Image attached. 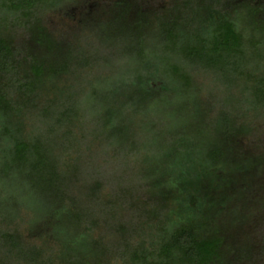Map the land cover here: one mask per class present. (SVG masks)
<instances>
[{"label":"rangeland","instance_id":"1","mask_svg":"<svg viewBox=\"0 0 264 264\" xmlns=\"http://www.w3.org/2000/svg\"><path fill=\"white\" fill-rule=\"evenodd\" d=\"M81 1L82 4L84 1L88 8L90 3L97 0H76L68 3L64 9H69V15L59 10L42 16L51 30L58 32L55 38L58 46L54 51V59L61 63L68 59L74 71L56 79L45 78L39 83L34 95L37 105L35 107H26L22 97H19L15 90L18 107L9 117L8 124L13 137H24L32 141L39 139L47 152L55 160H60L64 185L83 211H89L96 220L93 227L101 237L100 244L96 250L85 246L84 242L76 237L82 232L81 225L67 213L63 214L60 233L55 238L47 237L40 232L39 226L48 212L47 209L52 206L54 198L50 191L44 190L29 178L28 165L19 167L15 163L9 147L6 148V153L0 156V227L12 225L19 236L18 241L23 231L32 235L29 241L39 243L44 257L54 264H108L116 253L134 252L135 246L127 250L128 244H132V241L143 247V243L147 244L143 240L147 239L148 234L158 232L157 247L150 255H144L134 263L185 264L181 262L179 249H174L170 257L165 254V244L171 233L179 227V223L191 220V223L196 225L198 221V214L194 218L177 208V192L181 187V175L184 171L176 167L175 173L160 184L154 185L151 184L152 168L149 166L158 164L159 167L165 168L172 165L171 156L167 153L180 133H185L187 141L196 146L195 157L204 165L208 164V150L224 139L225 129L228 127L238 128L241 133L256 138L259 143L260 139L264 142L262 23L253 21L248 16L246 8L236 12L232 18L245 40L243 52L224 55L217 63L187 62V70L193 77L189 89L176 94L173 98L165 96L148 103L146 108L150 110L149 117H144L136 113V110L125 108L124 104L128 99L114 96L108 88V79L97 78L88 81L86 86L81 84L83 80L81 67L83 68V64L89 61V68L92 70H96L101 63L119 68L116 62L124 58L127 63L120 68V73L134 78L140 73L141 53L169 56L174 60L179 56L180 48L185 45H202L208 48L213 31L207 29L203 21L205 8L209 3L198 0H190L188 3V0L175 1L180 14L176 26L179 38L176 42H171L163 31L169 19L167 10L157 11L150 8L144 15H133L130 21L125 23L115 15L101 16L96 24H85L77 22L82 15L79 8ZM139 1L144 7L149 5L148 1L153 4L163 2ZM100 5L103 11L109 10L101 1ZM139 35L145 41L142 52L138 50L141 43ZM253 36L261 40L257 45L259 50L249 42ZM196 72L207 80V93L216 105L213 114L200 111L202 101L199 91L197 92L199 84L196 76H193L197 75ZM81 93L85 96L87 110L93 116L102 118L103 110L109 105H114L117 116L128 121L129 126L126 130L116 133V136L109 140L115 149L125 150L135 143L139 145V142L131 143V140H136L138 136L148 137L141 151L142 163L135 166L134 175L129 178L130 180L127 178L115 185L111 193L109 190L101 189L94 194L88 178L82 171L77 170L83 169L87 160L79 159L75 155H65L67 150L77 151L80 147L79 142L66 134L67 130L73 124L77 126L74 130L80 129L82 125L76 120L64 121L58 126L57 110L62 103L75 104ZM78 111L81 115L84 113L79 107ZM208 117H213L209 129L201 124V121ZM38 130L42 131L39 137ZM260 145L261 157L264 158V145ZM97 148L98 143L92 140L90 149ZM60 152H64L62 157ZM252 157L249 156L246 160L243 157L239 159L250 165L254 162ZM100 159L103 169L110 168L118 175L130 172V169L124 168L123 163L119 161L112 163L107 154L101 155ZM32 160L33 155L29 161ZM229 165L234 167L236 163L231 162ZM202 168L196 167L193 171H201ZM257 173L253 178L256 176L260 179L251 194L252 197L241 199L242 206L235 205L230 214L232 220L229 224L214 229L223 235L229 230V239L236 242V254L228 264H264V186L261 185L264 170ZM141 193L145 194L146 198L142 197ZM253 200L256 206L247 211L246 206ZM47 230L51 231L52 227H47ZM66 235H72L73 238L66 239ZM0 241V254L5 264H41L40 261L26 260L19 249L11 251L8 246L2 245V240ZM141 245L136 247L137 250H142Z\"/></svg>","mask_w":264,"mask_h":264},{"label":"trees","instance_id":"2","mask_svg":"<svg viewBox=\"0 0 264 264\" xmlns=\"http://www.w3.org/2000/svg\"><path fill=\"white\" fill-rule=\"evenodd\" d=\"M74 1L76 0H0V156L6 153L5 150L9 147L15 163L19 167L28 165L29 178L36 185L51 192L54 202L47 209L48 212L39 226L43 235L55 238L60 233L63 216L67 213L82 227V232L76 237L84 242L85 246L96 250L101 240L93 227L96 220L89 211H83L74 197L68 193L62 177L60 160H55L39 139L32 141L24 137H13L8 124L9 117L18 107L15 90L19 97H22L26 107H35L37 105L34 95L39 83L45 78L56 79L74 71L68 59L62 63L54 59V51L58 46L55 38L58 32L52 31L42 17L49 12L59 10L69 15V9L64 8ZM100 1L101 4L107 5L109 10L103 11ZM100 1L90 3L88 8L84 1L83 4L81 1L79 8L82 15L80 20L76 19L77 22L96 24L101 16L116 15L117 19L125 23L129 22L133 15H144L145 12L150 11V8L157 11L164 9L168 11L169 17L163 27L167 39L176 42L179 38L176 26L180 14L177 10L179 7L175 4L176 0H162L163 2L154 4L148 1L149 5L145 7L139 4V0ZM198 2L209 3L205 8L203 21L205 27L213 31L208 48L202 45H185L180 48L179 56L174 60L169 56L141 53L140 73L134 78L120 73V68L127 63L124 58L116 62L119 68L101 63L96 70L89 68L90 63L87 61L83 64V68L81 67L83 74L81 84L86 86L88 81L97 78L108 79L110 92L114 96L128 99L124 104L126 109L136 110V113L149 117L150 110L146 108L148 103L165 96L173 98L176 94L189 89L193 77L187 70V62L217 63L224 55L243 52L245 40L232 18L236 12L246 8L248 16L256 23H262L261 28L264 30V0H198ZM139 38L141 43L138 50L142 52L145 41L141 35ZM260 41L256 36L249 40L258 50L257 45ZM166 66L168 68H165ZM196 74L193 76H196L199 84L197 92L199 91L202 101L200 111L213 114L216 105L207 93V80L200 73L196 72ZM85 100L84 94L81 93L75 104L62 103L57 110L58 126L64 121L76 120L82 125L80 129L74 130L77 126L73 124L67 130L66 134L79 142L80 147L77 151L67 150L65 155H75L79 159L87 160L84 162V168L77 170L82 171L88 178L94 194L101 189L109 190L111 193L115 185L124 182L127 178L130 180L129 178L134 175L135 166L142 163L141 151L148 137L138 136L136 140H131V143L139 142V145L134 144L136 147L130 145L125 150L115 149L109 140L114 138L116 133L125 131L129 126L128 121L117 116L114 105H109L103 110L102 118L95 117L87 110ZM78 107L84 110L82 115ZM212 120L213 117H208L202 120L201 124L209 129ZM225 130L224 139L208 150L206 165L197 161L194 148L196 146L187 141L185 133H180L167 153L171 156L172 165H167L165 168L159 167L158 164L149 166L152 168L151 184L154 185L160 184L175 173L176 167L184 171L181 175V187L177 192V208L194 218L198 214V221L196 225H193L191 220L183 224L179 223V227L171 233L165 244V254L170 257L174 249H179L181 262L185 264H228L235 256L237 246L233 239H229V230L223 235L215 232L214 229L229 224L232 220L230 214L235 209V205L242 206L241 199L252 197L251 194L260 179L253 176L258 174L257 171L264 170V158L261 157L260 150V144L264 145V142L260 139L261 143H259L256 138L246 136L238 128L228 127ZM38 132L39 137L42 131L38 130ZM92 140L98 143L96 150L90 149ZM103 154H107L112 163L118 161L123 163L124 168L130 169V172L118 175L110 168L103 169L99 162ZM31 155H33L32 162L29 161ZM60 155L62 157L64 152H60ZM249 156H253V164H246L239 159L243 157L246 160ZM231 162H235L236 166H230ZM196 167L203 168L201 171H193ZM261 185L264 186V180ZM141 196L146 198L143 193ZM254 201L246 206L247 211L256 206ZM49 226L52 227L51 231L47 230ZM155 233L148 234L147 241L143 240L147 244L143 243V247L138 242L132 241V244H128L127 250L135 246L134 252L116 253L108 264H135L134 262L140 257L150 255L159 241L158 232ZM31 237L32 235L23 231L18 241L19 236L16 235L12 225L0 227V240L3 246H8L11 251L19 249L26 260L54 264L44 257L39 243L29 241ZM71 238L72 235H66V239ZM139 245L142 250H137L136 247ZM0 264H5L1 254Z\"/></svg>","mask_w":264,"mask_h":264}]
</instances>
